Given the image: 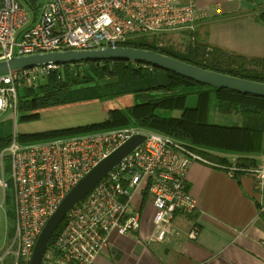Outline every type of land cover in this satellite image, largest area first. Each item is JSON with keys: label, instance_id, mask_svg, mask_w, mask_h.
Returning <instances> with one entry per match:
<instances>
[{"label": "built area", "instance_id": "1", "mask_svg": "<svg viewBox=\"0 0 264 264\" xmlns=\"http://www.w3.org/2000/svg\"><path fill=\"white\" fill-rule=\"evenodd\" d=\"M199 0H0V61L72 50L119 47L138 37L172 32L194 35L209 15ZM220 12V11H219ZM74 65V64H71ZM65 65H48L0 75V119L17 116L20 96L36 89ZM135 136L144 142L126 156L64 219L41 264H94L112 234L140 233L144 207L155 211L154 231L145 245L165 244L179 234L177 215L198 209L188 173L196 164L222 169L230 177L249 176L264 194V157L238 168L224 166L174 138L137 126L86 132L35 143H21L14 132L0 152V223L12 210L10 242L0 264H30L35 244L67 194L100 162ZM198 227L187 232L197 240Z\"/></svg>", "mask_w": 264, "mask_h": 264}, {"label": "trees", "instance_id": "2", "mask_svg": "<svg viewBox=\"0 0 264 264\" xmlns=\"http://www.w3.org/2000/svg\"><path fill=\"white\" fill-rule=\"evenodd\" d=\"M35 7L36 0H26ZM258 21L264 24V10ZM157 35L130 39L124 47L151 50L174 57L197 67L264 83V58H247L210 46L196 32L194 42L183 53L164 47ZM133 96L134 104L111 108L107 121L84 127L19 135L21 143H35L86 132L105 131L129 126L168 135L210 161L227 165L224 152L237 158L238 168L258 164L257 155L264 154V98L243 95L225 89H214L156 69L131 62H97L65 65L36 89H26L20 96V122L37 121L43 111L87 102L106 103L108 100ZM196 96V104L187 107L188 99ZM214 101V102H213ZM220 116L235 115L236 123L209 122L211 109ZM180 111L179 117L162 112ZM2 132V131H1ZM12 135H0V152L11 143ZM216 152V153H215ZM64 227L54 233L50 245Z\"/></svg>", "mask_w": 264, "mask_h": 264}, {"label": "crops", "instance_id": "3", "mask_svg": "<svg viewBox=\"0 0 264 264\" xmlns=\"http://www.w3.org/2000/svg\"><path fill=\"white\" fill-rule=\"evenodd\" d=\"M198 9L209 15L197 33L210 46L264 58V24L258 21L264 0H199ZM52 109L45 110V124L42 118L36 122L41 123L37 129L20 133L97 124L108 119L111 108L94 101ZM188 182L198 209L192 215L175 217L173 226L179 234L165 244L145 245L154 231L155 214L146 204L140 233L112 234L94 264H264V194L253 179L240 174L230 177L222 169L196 163L189 170ZM192 227L199 229L197 240L187 237Z\"/></svg>", "mask_w": 264, "mask_h": 264}, {"label": "water", "instance_id": "4", "mask_svg": "<svg viewBox=\"0 0 264 264\" xmlns=\"http://www.w3.org/2000/svg\"><path fill=\"white\" fill-rule=\"evenodd\" d=\"M97 62H131L144 64L197 84L214 89H225L243 95L264 98V83L203 69L179 59L158 52L131 47H106L93 50H72L26 57H14L0 61V75L48 65H69ZM145 140L135 136L108 158L90 171L64 198L57 211L50 217L42 230L33 250L30 264H41L44 253L67 213L78 204L98 183H100L126 156L131 154Z\"/></svg>", "mask_w": 264, "mask_h": 264}, {"label": "rangeland", "instance_id": "5", "mask_svg": "<svg viewBox=\"0 0 264 264\" xmlns=\"http://www.w3.org/2000/svg\"><path fill=\"white\" fill-rule=\"evenodd\" d=\"M193 36L194 35L189 34L187 32H172V33L157 35V37L155 38L159 40L162 46L169 47L174 51L183 53L186 47L190 43L194 42ZM247 58H253V57H247ZM196 100H197L196 96L189 97L187 107L194 106L196 104ZM106 104H108L110 108L122 109L127 106L133 105L134 97L124 96V97H120L116 99H111V100H108ZM50 110H53V109H50ZM166 113L168 117H179L181 115L180 111H173V112H166ZM20 114H21L20 111H18L17 116H14V114H7L0 119V135L4 134V135L13 136L14 132L17 133V137H19V135H33L37 133L23 134L20 132H23L25 131V129H28V128L37 129V127L41 125V123H36V122H40L42 118H44L43 121L45 124V111L41 113L39 120L32 121V122H20V116H21ZM238 121L239 119L235 115L220 116L215 112L214 107L213 109H211V114L209 116V122L211 123L231 125L232 123H236ZM103 122H100V123H103ZM100 123H97V124H100ZM93 125H96V124H93ZM39 133H42V132H39ZM216 155L233 156V154L224 153V152H220V153L218 152L216 153ZM256 157H258V160H259L260 158L264 157V154L257 155ZM7 213H9V217L4 216V214L2 213V222L0 223V250L9 244L10 242L9 234L14 226V222L12 220L13 216H12V210H11L10 203H8L7 205Z\"/></svg>", "mask_w": 264, "mask_h": 264}]
</instances>
